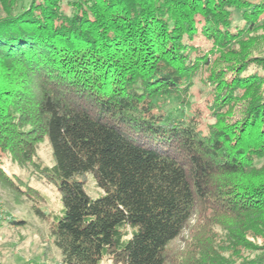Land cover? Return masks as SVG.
Instances as JSON below:
<instances>
[{
    "label": "trees",
    "instance_id": "trees-1",
    "mask_svg": "<svg viewBox=\"0 0 264 264\" xmlns=\"http://www.w3.org/2000/svg\"><path fill=\"white\" fill-rule=\"evenodd\" d=\"M19 2L0 0V182L22 190L5 158L55 182L59 264H264V0Z\"/></svg>",
    "mask_w": 264,
    "mask_h": 264
},
{
    "label": "rangeland",
    "instance_id": "rangeland-1",
    "mask_svg": "<svg viewBox=\"0 0 264 264\" xmlns=\"http://www.w3.org/2000/svg\"><path fill=\"white\" fill-rule=\"evenodd\" d=\"M19 1L18 8L23 9L30 0ZM240 19V13L235 11L232 23H239ZM252 54H264V44L254 49ZM203 77L206 78V73ZM231 77L232 72L228 71L226 79ZM210 87L208 81L203 83L196 77L190 90L193 95H190V99L203 105ZM237 117L238 113H235L233 119ZM37 155L42 163L52 165L51 148L46 138L38 142ZM2 166L8 175L18 181L19 185L16 184L22 190H13L0 182V264H59L60 252L49 234L51 222L62 214L60 194L55 182L39 174L29 163L19 165L5 158ZM83 177L88 195L97 197L102 193L101 188L94 185L90 173H85ZM34 207L42 211L43 215L36 214ZM12 219L23 222L14 223ZM181 242L183 245L182 239L176 241L179 244ZM99 264L122 263L104 259Z\"/></svg>",
    "mask_w": 264,
    "mask_h": 264
}]
</instances>
